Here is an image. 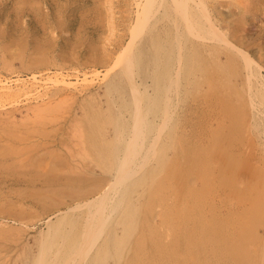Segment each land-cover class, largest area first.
<instances>
[{
	"label": "rangeland",
	"instance_id": "374dc122",
	"mask_svg": "<svg viewBox=\"0 0 264 264\" xmlns=\"http://www.w3.org/2000/svg\"><path fill=\"white\" fill-rule=\"evenodd\" d=\"M134 1L0 0V147L3 148V150L2 148L0 149L2 150L0 152V264H31L38 250L37 239L41 232L43 233L46 229L47 223L45 220L50 218L49 223L56 222L67 207L77 203L74 202V197H82L83 199H76V201L85 203L87 199L90 201L91 198L100 193L104 189V185L106 186L112 183V178H110L112 168L110 167L114 162H109L110 157L108 156L109 158L107 159L106 156L111 152L110 149L113 146L110 142L112 140L111 136L117 130H114L113 123L115 124L114 126H118L119 133L126 131V129L128 130L131 124L129 111L132 107L130 108L129 102L126 101L129 100V97L127 99L125 98L127 87L124 83V77L121 74V66H119L120 62L117 56L118 52L131 40L129 35H132V33L130 30L134 25H137L138 17L136 16L138 13L136 1ZM163 1L165 3L167 2V5L161 2V0H155L153 7L157 8L152 7L153 10L149 15L147 13H144L145 16L142 15L143 13L140 14V23L143 25L144 32L147 31L146 28L149 29L153 26V23L152 25L150 23L152 18L155 27L158 24L157 27L159 29L161 26L163 29L165 28L167 19L165 18V13L169 11V0ZM203 1L206 3L215 20L218 19V27L227 32V34H230V36L235 34L236 44L241 49L247 51L254 61L262 65L259 74L260 81L258 82H264V0ZM145 19L147 20L146 22ZM142 21L144 22L142 23ZM149 23L151 25H149L150 27H148ZM161 35H165V33ZM189 44L190 42L188 43L189 50L186 54L192 53L190 57L195 54L199 59H203L208 50L212 51L209 48L199 45L193 47L191 49L192 52H190ZM140 47L144 46L140 45ZM210 55L208 57L206 56V60L210 59V61L207 62L204 72L209 79L202 81L198 86L193 83L194 86L188 85L191 86V89L188 87V91L184 95L179 94L174 97L176 102L173 100L171 105L172 110L175 108L172 112L173 114L170 113L171 111L168 112L170 114L168 115L169 122L165 124H171L170 127H174L172 128L174 135H179L178 137H180L181 141L183 139L182 136H184L181 133L182 127L188 130L192 126L191 123L196 120L198 121V118H202L204 115L206 116L203 117L204 122L207 123H210L214 117V111H210V107H205L209 109L206 110L201 106V103L204 101L203 99H208L216 94L222 95V93L228 94L226 98H229L226 99L223 97L225 98L223 101L225 106H228V109L231 107L228 110V113L231 111L228 118L231 121L228 122V129H231L232 133L237 131L238 133L236 135L239 137L243 133L244 119L247 118L248 100L245 95L246 86L239 77V66L236 62H227L224 54L211 52ZM140 60L135 66V69L133 68L134 78L138 81L141 79V76L145 78L146 75L144 73L146 72L144 70H149V67L147 68L144 64L146 59L140 58ZM140 64L141 66L144 65L140 67ZM109 67L110 69H108ZM117 72L121 76H118ZM60 80L69 81V86L67 87L61 82L59 83ZM82 80H85V82ZM90 80L91 82H89ZM110 80L116 83V85L113 84V90L112 87L111 90L106 87V82ZM55 81H58L56 82L57 85L52 84ZM209 85L210 87H208ZM5 87L6 89H2ZM196 89L197 93L195 94H197L198 98L195 95L194 97L199 100L201 99L199 101L200 105L198 102L199 110L194 109V104L193 102L191 103L194 99L193 94ZM189 91H191L190 94H188ZM8 92L9 94L7 95ZM259 92L264 96V90H259ZM118 95L119 97L121 95L123 99H118ZM61 97L65 99L63 98L64 100L62 99V101L60 100ZM118 100H120L119 103L121 102V106H116L114 108L116 110L114 111L113 104H117ZM48 101H56L54 102L56 106L60 104L59 108L57 107L58 110L54 108V105V107H51L53 110L47 109V111H44L46 113H44L42 111L43 107L40 105H44ZM60 101L63 103H60ZM49 103L46 104L49 105ZM125 104H128V107ZM35 106L42 108H39L41 113L38 111V113H34L35 111L33 109L36 108ZM44 106L48 108V106ZM117 108L122 111L121 118L119 117L120 120L116 117L118 114L116 112L118 111ZM204 109L206 113L209 111L208 115L204 113ZM49 111L52 112L50 113ZM124 111L126 114H123ZM37 114L39 115L37 116ZM32 115L36 116L33 117ZM124 116L126 117V122ZM263 116L261 114L255 120L261 126L262 133L260 135H263V137L260 136L258 139L254 135L256 130L253 129V131V126H251V131H245L244 136L238 138L239 140L237 139L239 143L235 146L238 149L234 147L233 154L240 153L239 156L236 155L239 158H237L239 160L236 162L237 165L235 164V166L233 163L228 164L226 160L222 161L228 165V167L226 166L228 169L226 171H229L230 175H239L238 178H232L231 176V182H237L241 186L242 180H245V176L246 178L252 176V178H249L250 182L249 184L247 183V186H254L247 188L248 191L245 196V199L248 200L247 197L252 195V198L251 196L249 197L251 201L250 199L248 201L245 200V206L241 208L242 205L239 204V206L232 200L234 194L231 196H224L222 193L219 194V182L214 187L213 192L210 191L213 194L207 197L209 193L205 192L208 186L205 183L206 181H203L204 177H199L198 181H195L197 184L191 181V186H193L192 191L199 197L197 199L199 200V205H202L204 208V210H201V214L203 215H200L202 219L200 220V217H197L196 221L192 222L195 226L194 228L191 227L192 233L189 234L186 226L182 225L186 221L184 219L185 216H182L183 219L180 217L184 212L180 214L178 206L174 207L173 205L176 200L172 199V203L170 202L168 205L167 218H169V221L167 219L165 221V227H170L167 236L164 235L160 227L148 231L147 222L158 223L156 215L158 208L155 209L157 206L147 200L146 190L142 191V188L146 186L144 184L133 195L132 209L136 213L134 212L132 220V230L129 229L130 231H127L128 233L126 232L123 235L122 243H124V250L119 249V254L121 253L122 256L120 258V264H264ZM30 117L33 118V122ZM54 117L55 119H52L53 121L50 122V119ZM114 119L115 121L113 122ZM15 123H18L20 126ZM228 129L224 131L220 128L219 132L218 130L216 132L218 134L224 132L220 134L223 136L226 131L230 132ZM101 136L103 138L107 136L104 139H107L110 145L106 141L101 147V139H103ZM150 136L151 134H148V138L145 140H148ZM98 140H101V143ZM80 141H84L81 148L87 145L86 148H82L84 153L81 152ZM89 141L93 144L96 142V148L100 149L101 154L94 160L93 158L96 156H93V154H96L95 151L97 149H92L95 146L92 144V147H90ZM207 141L203 139L199 147L195 141H190L191 143L188 147H185L183 142L178 141L184 147V156L181 155L179 159L182 161L186 159V161L191 163V158L194 156L192 153H196L202 158H205L203 155L205 154L204 152L212 148L211 145L213 144H211L212 141ZM75 142L77 143L75 144ZM85 142L86 145H84ZM175 145L174 147L177 148L178 145ZM120 148L118 147V151L121 153L122 149L120 150ZM172 151L165 146L167 167H170L172 163ZM119 152L118 154H120ZM57 157L58 160H56ZM49 159L50 161H48ZM245 159L248 160L246 164L243 163ZM97 160L99 162H96ZM76 163L79 164L77 165ZM109 163H111L110 167ZM209 166H212L211 162H209ZM209 166L206 164L205 168L208 169ZM167 167H165V170ZM246 171H248L247 175ZM200 173L205 177L208 175L207 171L203 172L201 170ZM208 173L210 172L208 171ZM36 176L38 177L36 178ZM35 179H38L36 180L37 182H35ZM198 182L203 183V185ZM216 188L217 192H214ZM94 190H97V192ZM77 194L80 195L77 196ZM168 195L169 190H165V202L167 201ZM239 195L244 197L240 193ZM53 198H55L54 201L56 203L53 201ZM107 198L108 204H110V197L107 196ZM59 201L63 202V204L60 203L58 205L59 203L57 202ZM48 203H54L55 206L52 207ZM186 205L190 210L192 208V201ZM244 208L246 210H241ZM57 209L63 212L58 214ZM76 212L78 213L80 211L77 210ZM230 212H233L234 215H231ZM172 213H174V219L181 221L179 227L175 226L174 228L172 226L170 221ZM241 213H244V215ZM83 221L84 218L81 215L77 217L75 215L73 220L69 222L70 227L74 226L73 228L76 229H74L76 231L74 232L76 238L73 235L74 230L71 227L69 234L73 239L69 234H67L69 236L67 237L68 239L64 236L67 241L66 244L77 239L78 234L81 232ZM190 221H193V219ZM67 224L66 222L62 223L59 221L55 226L56 228H61ZM115 232L119 234V229ZM136 239L138 243L135 241ZM105 263L115 264L113 258H106Z\"/></svg>",
	"mask_w": 264,
	"mask_h": 264
},
{
	"label": "bare ground",
	"instance_id": "6f19581e",
	"mask_svg": "<svg viewBox=\"0 0 264 264\" xmlns=\"http://www.w3.org/2000/svg\"><path fill=\"white\" fill-rule=\"evenodd\" d=\"M135 1H136L137 13H138L136 16V17H138L137 18L138 19L137 25H134L132 27V29L130 30V32L132 33V35H129L131 40H129V42L120 50V52H118V56H117L118 61L120 62L119 66H121V69H120L122 72L121 74L123 75L122 77H124L123 78L125 81L124 83L126 84L125 86L127 87V89H126L127 93L125 92L126 93L125 98L127 99L129 97L128 98L129 100H126V101L129 102L130 108L132 107V109H130V111L131 110L132 111L131 112L129 111V114H130L129 118L131 120V124H130V127H128V130L126 129V131H123V129H122L123 132L121 131L122 133H119L120 130L118 131V128H117L118 126L117 127L114 126L115 124L113 123L114 130H116V129L117 130L115 133L112 134V136H111L112 140L110 142L115 147L113 148V146L111 145L112 146L110 149L111 152H109V154H107V156H106L107 159L110 157L109 162H114V164L111 167H110L111 163H109V167L112 168V174H110V176H111L110 178H112V180H111L112 183L111 184L109 183L110 185L109 184H107L106 186L104 185V187H103L104 189L102 188L103 190L102 191L100 190L101 191L100 193L96 194L93 198H91L90 201L87 199L85 203L81 202V201L80 202L76 201V199H80L82 197H79V198L74 197L73 198L75 200L74 202H77V203L75 205L67 207L64 210L65 212L63 214H61V216L57 219V221L52 222L53 224L49 223L50 218L46 219L45 220V222L47 223L46 229L43 233L41 232V234L39 235V237L37 239L38 250H37V253L35 254V257H34L31 264H106L105 263L106 258H113L115 264H120V260H121L120 258H122V256H121V253L119 254V249L124 250V245H123L124 243H122L123 242V235L127 231L132 230L131 229L132 220H133L134 212L136 213V211L132 209L133 195H135L134 193L136 192V190L139 187H142L144 184H146V186H144V188H142V191L146 190L147 200H149V202L154 203L157 206V207H155V209L158 208L157 214H156L157 218H158V223L147 222L148 231H151L153 228L160 227V229L163 231L164 235H167V236H168L170 227H165V221H166V219L169 221V218H167L168 217L167 216L168 208H169L168 205L170 204V202L172 203V199L176 200V202L173 205H174V207L178 206L180 214H181V212H184L180 215V217L182 218V216H185L184 219L186 221H188V222H186V221L183 222L182 225L186 226V229L189 230V234L192 233L191 227L194 228V226H195L194 223H192V222L196 221L197 217L198 218L200 217V220L202 219L200 215H203V214H201L202 213L201 210L202 209L204 210V208L202 205H199V200H197L199 197H197V195L194 193V191H192L193 186H191V181L194 183L196 180L198 181L199 177H204L203 181H206L205 183L208 186L207 190L205 192V193H209L207 195V197H209V196H211V194H213L212 193L213 189L219 182V186H218V187H220V189H219L220 193L219 194L222 193V194H224V196H226V195L231 196L232 194H234L232 200L237 205H239V204L242 205L241 208H243L245 206L244 201L246 200L245 196L247 195V191H248L247 188H249L250 186H254V185H250L249 187L247 186V183L249 184V182H250L249 178H252V176H249V178H246V176H245L246 181L242 180L241 186L237 182H231V176H232V178H238L239 175L238 176L236 174L230 175L229 171H226V170H228L226 168V166L228 167V165L226 163H223L222 161L226 160L228 164L233 163L234 165L236 164V162L239 161L238 160L239 158L237 156H239L240 153L233 154L234 147H237L235 145L237 143H239L238 138H242L244 136L243 135L244 132L249 131L251 126H253L252 130L253 129L256 130L254 135L258 139L261 136L260 135L262 133V131L260 129L261 126H259L260 124H257V122H255V120L261 114L263 116V113H264V111H263V109H264V96L261 95L259 92V90H264V82H262V81L258 82V81H260V79H259L260 75L259 74H260V70H261L262 65H259L256 61H254V59L248 54L247 51L241 49L236 44L235 34H232L230 36V34H227V32H225L224 30H222L218 27L219 26V25H217L219 23V22L217 23L218 19L215 20L214 16L210 13V10L208 9L206 3L203 0H169V11L166 12L167 14L165 13V18H167L166 22H165V28H164L165 32H164V29L162 26L160 29L157 27V25H158L157 23H156L157 25L155 24L156 27L154 26V22L152 21L153 18L151 19L150 23H151V25L153 23L154 27L153 26L150 27L151 25L149 23L148 27H150L151 29L149 28L150 29L149 30L148 28H146L147 31L144 32V28H143V25L140 23L141 20H140L139 16L141 13H143L142 14L143 16H145L144 13H147L149 15V13L152 12V10H153L152 7L155 4V0H143L142 2H140L141 0H135ZM161 2H164V1L161 0ZM161 5H162V3H161ZM158 7H161V6H158ZM162 7H163V5H162ZM153 8H157V7H153ZM146 21L147 20L145 19V22ZM143 22L144 21H142V23ZM139 23L141 24V26ZM134 24H136V23H134ZM162 33H165V35H161ZM158 36H160V38H158ZM163 36H164V38H163ZM189 42H190V44H189L190 45V52H192L191 49L193 47L202 45V46L212 50V51L208 50L206 52L207 57H208V55L211 54V52H213V53L217 52L219 54H224L227 62H236L238 64V66H239V77H240L241 81L243 82V84L246 86L245 95H246L247 100H248V102H247V118L244 119L245 120V124H243L244 130H243L242 135L240 134V137L236 135L238 133L237 131L232 133V130L228 129L229 128L228 122H231L228 119L229 113L231 111L228 113V110L231 107L228 109V106L226 107L224 104L223 100L228 96V94H225V93L224 94L222 93V95L216 94L215 96H213L211 94L212 96L210 98H208L210 96V94H209V96L207 97L208 99L205 98V99H203L204 101L202 100L203 103H201L202 104L201 106L204 108L210 107L209 108L210 111H214V117L213 118L211 117L212 118V120L210 119L211 122L207 123V122H204L203 117H206L204 115L202 118L199 117L198 121L196 120L195 122L191 123L192 126H190L188 128V130H186L187 128L185 129L182 127L181 133H183V135H184V136H182L183 137L182 141L180 140V137H178L179 135H177V136L174 135V131L172 130V128H174V127H170L171 124L170 125L165 124L166 122H169L168 121L169 120L168 115H170V114L168 112L171 111L170 113H172L173 110L175 109L174 108L172 110V107H171L172 101L174 100V97H176L179 94L184 95V93H186L188 91V87H189V89H191V86H188V85L195 84L198 86L202 81H206L209 79L207 77V75L204 74V72H205V68L207 66V62L210 61V59L206 60L207 59L206 56L204 58L202 57L203 59H201V58L199 59L198 56H196L195 54H193L192 57H190L192 53L186 54V52H188V50H189V46H188ZM140 45H142L144 47L139 48ZM11 51H13V50H11ZM211 57H213V56H211ZM140 58L146 59L145 60L146 62H144V64H145V66H147V68L149 67V70L146 68L148 71L144 70L146 72V73H144V75H146L145 78H144V76L143 77L141 76V79L138 81L137 79L134 78L133 68L135 69V66L137 65V63H139L141 61ZM142 62H141V64H142ZM141 64H140V67H142L144 65L143 64L141 66ZM113 66H111V67H113ZM108 69H110V67ZM107 70H104V71H107ZM105 74H107V73L105 72ZM119 75L120 74L118 73V76ZM142 75H143V73H142ZM107 77H108V75H107ZM107 77H105V78H107ZM146 77H147V79H146ZM55 80H57V79H55ZM82 81L85 82V80H82ZM51 82H53V81L51 80ZM56 82H58V81H55V83H52V84L57 85ZM60 82L64 85H66L67 87L69 86V84H68L69 81L66 82L64 80H60L59 83ZM80 82H81V80H80ZM89 82H91V80ZM3 83H5V82H3ZM70 83H72V82H70ZM106 83H107L106 87L109 88V90H111V87L113 90V84L116 85V83H114L113 80L107 81ZM208 87H210V85ZM202 88H203V86H202ZM2 89H6V87L2 88ZM9 90H10V88H9ZM190 92L191 91H189L188 94H190ZM13 93H12V95H13ZM195 93H197V89L195 90L194 94L192 93L194 99L192 98L193 100L191 101V103L193 102L194 109L199 110V108H198L200 105L199 101L201 99L200 100L196 99L195 97H197V94H195ZM8 94H9V92L7 93V95ZM194 95H195V97H194ZM122 96H123V94H122ZM122 96L120 95V97H119V95H118V99H120V100L123 99L124 96H123V98H122ZM64 97H61L60 100H62ZM223 97H225V98H223ZM228 98H226V99H228ZM57 100L59 101V99H57ZM120 100H118L117 104H113V109L116 108V106L120 105V103H121V102L119 103ZM58 101H57V103H59ZM48 102H50L49 105H47ZM48 102H46L47 104L46 103L44 104V105L48 106V108L45 107L44 105H40L41 107H43V110H42L43 112L47 111V109L53 110V108L51 109V107H54V105L56 104V103L54 104V102H56V101H48ZM51 102H53L52 103L53 105L51 104ZM174 102H176V100H174ZM198 102H199V105H198ZM60 103H63V102L60 101ZM59 105L60 104H58V106L55 105L54 108H56L58 110ZM40 106L39 107L35 106L37 108V110H35L36 108H34V109L32 108L33 111H35L34 112L35 114L37 111L40 112L39 110L42 109ZM126 106L128 107V104ZM205 109L203 111H205ZM209 109H206V110H209ZM115 110L116 109H114V111ZM117 110L118 111H116V112L119 115L117 114L116 117H118V119H119V117L121 118L120 115H122L121 114L122 111L119 110V108H117ZM125 111L123 114H126ZM127 111H128V109H127ZM208 112L206 113V111H205L204 113H206V115H208ZM44 113H46V112H44ZM58 113H60V112H58ZM201 113H203V112H201ZM209 114H212V113H209ZM38 115L39 114H37V116ZM35 116H33V117H35ZM208 117H210V116H208ZM30 118L32 119V122H33V118L32 117H30ZM125 118L126 117L124 116V120L126 122ZM37 119H39V118H37ZM52 119H55V117L51 118L50 122L53 121ZM61 119H62V117H61ZM115 119L113 120V122L115 121ZM122 119H123V116H122ZM3 120H5V119H3ZM127 120H129V119H127ZM37 122H39V121H37ZM41 123H42V121H41ZM119 123H120V121H119ZM119 123H117V124H119ZM126 124H128V123H126ZM1 125H4V124H1ZM230 125H232V124L230 123ZM122 126H123V124H122ZM120 127H121V125H120ZM220 128H221V130H224V131L226 129H228L230 132L226 131V133L223 136H221L220 134H222L224 132H221L220 134H218L216 132L217 130L219 132ZM148 134H151V136L148 140H145L148 138ZM165 134H166V137H165ZM81 136H82V134H81ZM101 137L103 138V136H101ZM105 137L107 138V136H105ZM261 137H263V135ZM104 138L101 139L102 140V145L100 144L101 147L107 141V139H104ZM203 139H206L209 142L212 141L211 144L213 143L211 145L212 148H210L209 150H206L204 152L205 154H203V155L205 158H202L201 156H199L196 153H192V155H194L191 158L192 164L189 163L188 161H186V159H184V161L179 159L180 156L184 154V151H183L184 147H182V145H180V143L178 141L183 142L185 147H188V145L191 143L190 141H192V142L195 141V143H197V146L199 147L202 144L201 141ZM101 140L100 141L98 140V141L101 143ZM84 141H80L81 142L80 148H81V145L83 146ZM89 142L91 145L90 147H92L93 143L91 141H89ZM4 143H3V145H4ZM76 143L77 142H75V144ZM95 143L96 142H94V144H93L94 146H95ZM9 144H10V142H9ZM87 144H88V142H87ZM108 144H109V142H108ZM175 144L178 145L177 148H175L176 147ZM5 145H7V144H5ZM84 145H86V142L84 143ZM174 145H175V147H174ZM86 146H84V147L86 148ZM165 146H167L169 149L173 150L172 151L173 152L172 153L173 158L171 160L172 163H171L170 167H167L168 165L166 166ZM8 147H9V145H8ZM84 147H82V148L84 149ZM118 147H121L120 148V150L122 149L121 153L118 151ZM1 148L2 147H0V149ZM66 148H69V147H66ZM78 148H79V146H78ZM83 149H82V151L81 150L80 151L83 152ZM92 149L96 150L97 148L95 146V148H92ZM237 149H238V147H237ZM2 150H3V148H2ZM2 150H0V152ZM86 150H88V149H86ZM168 151L170 152V150H168ZM245 151H246V149H245ZM95 152H96V154L95 155L93 154V156H96V157H94L93 160L95 158L99 157V155L101 154L100 149H97ZM118 152L120 154H118ZM196 152H197V150H196ZM71 153H72V151H71ZM104 156H105V154H104ZM53 159H55V158H53ZM56 160H58V157ZM20 161H22V160H20ZM48 161H50V159ZM205 161H207L208 163L206 162L205 164H203ZM246 161H248V160L245 159L243 163L246 164L247 163ZM96 162H99V161L97 160ZM184 162H185V164L183 165ZM209 162H211L212 166H209ZM59 164H60V162H59ZM206 164L209 166L208 169L205 168ZM97 165L100 166L98 163H97ZM7 166H8V164H7ZM22 166H24V165H22ZM26 166H27V164H26ZM61 166H62V164H61ZM165 167H167L166 170H165ZM31 168H32V166H31ZM86 168H88V167H86ZM108 168H105V169H108ZM26 169H28V168H26ZM201 170H203V172L207 171L208 175H206V177H205L203 174L200 173ZM191 171H193V172L191 173ZM208 171L210 173H208ZM248 171H246V175H247ZM58 173H59V171H58ZM81 173H79V174H81ZM161 173H162V175H161ZM63 174H65V173L63 172ZM75 174H76V172H75ZM107 174H108V172H107ZM204 174H206V173H204ZM51 175L54 177L53 174H51ZM37 177L38 176H36V178ZM189 179H190V182H189ZM254 179H255V177H254ZM36 180H38V179H35V182H37ZM50 181H51V179H50ZM31 182H32V180H31ZM35 182L33 181V183H35ZM213 182H214V185H213ZM199 184L203 185V183H199ZM245 184H246V186L244 187ZM201 187H203V186H201ZM251 189H249V190H251ZM97 190H99V189H97ZM97 190L96 191L94 190V191L97 192ZM165 190L166 191L169 190V195L167 197L166 202H165ZM50 191H51V189H50ZM94 191H93V193H94ZM210 191H212V192H210ZM215 191L217 192V188H216V190H214V192ZM84 192H86V191L84 190ZM91 192H92V190H91ZM186 192H188V193H186ZM254 192H256V191H254ZM58 193H59V191H58ZM239 193L244 195V197H241L239 195ZM250 194H251V192H250ZM79 195L77 194V196H79ZM81 195H83V194H81ZM42 196H45V195H42ZM63 196H65V195H63ZM107 196L110 197V201H111L110 204H108ZM250 196L252 198V195H250ZM250 196L247 197L248 200L250 199L249 198ZM253 196H254V193H253ZM55 198H53V201ZM248 200H246V201H248ZM191 201H192V208H190V210H189V208L187 207L186 204L187 203L189 204V202H191ZM250 201H251V199H250ZM65 202H64V204H65ZM57 203H59L58 205H60V203L63 204V202H60V201ZM106 203H107V205H106ZM48 205H50V206L52 205V207L55 206L54 203L53 204L48 203ZM51 208H50V210H51ZM77 210H79L82 213L81 214H80V212L77 213L76 212ZM241 210H246V208L241 209ZM57 211H58L57 212L58 214L63 212L62 210H58V209H57ZM174 212H175V210H174ZM230 213H231V215H234L233 212H230ZM173 214L174 213H172V216L170 217L171 224H172V226H174V228H175V226L179 227L181 221L179 219H174ZM241 214L244 215V213H241ZM75 215H76V217L81 215L82 218H84L83 223L81 222L82 223L81 232L78 234V237L76 240L71 241V243L68 242V244H66L67 241L65 240V237H66V239H68L67 237L71 236L69 234V231H70V228L72 226L70 227L69 222L73 220ZM177 215H179V214H177ZM236 216H237V214L235 215V219H236ZM245 216H246V213H245ZM192 219H193V221H190ZM59 221L62 223L66 222L68 224L63 225L61 228L57 227L58 228L57 229L55 225H56V223H59ZM74 229L75 228H73V230ZM114 229H115V231H117L119 229V234H116ZM73 230H71V231H73ZM75 230L73 231V235H75L74 234V232H76ZM238 231H239V229H238ZM2 233H4V232H2ZM58 234H60V235H58ZM67 234H69V236ZM3 236H4V234H3ZM3 236H1V237H3ZM167 236H166V238H167ZM74 237L76 238V235ZM56 238H58V239H56ZM72 239H73V237H72ZM138 239H140V238H138ZM64 241H65V244H64ZM135 241L138 243L137 239ZM63 245H65V246H63ZM63 248H65V249H63ZM123 256H125V255H123Z\"/></svg>",
	"mask_w": 264,
	"mask_h": 264
}]
</instances>
